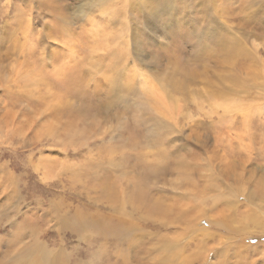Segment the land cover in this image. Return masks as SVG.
<instances>
[{
	"label": "rangeland",
	"instance_id": "obj_1",
	"mask_svg": "<svg viewBox=\"0 0 264 264\" xmlns=\"http://www.w3.org/2000/svg\"><path fill=\"white\" fill-rule=\"evenodd\" d=\"M263 206L264 0H0V264H264Z\"/></svg>",
	"mask_w": 264,
	"mask_h": 264
},
{
	"label": "bare ground",
	"instance_id": "obj_2",
	"mask_svg": "<svg viewBox=\"0 0 264 264\" xmlns=\"http://www.w3.org/2000/svg\"><path fill=\"white\" fill-rule=\"evenodd\" d=\"M3 34V33H2ZM70 80V79H69ZM178 85L181 87V86H183V80L179 83L178 82ZM69 110V109H68ZM71 110V109H70ZM72 112V111H71ZM70 115V114H69ZM71 116V115H70ZM69 116V117H70ZM182 197V196H181ZM133 203H135L136 201H137V198H138V196L137 195H133ZM111 200V199H110ZM113 202V201H112ZM157 206H160V207H162V208H164L165 206L164 205H161V204H159V202L158 201H154V203H150V204H148L147 205V207H146V209L148 210L147 212L148 213H152L153 211L152 210H156L157 209ZM248 206V205H247ZM248 209L249 210H251L252 212L250 213V214H248V213H246V212H243V213H241L242 215H244V216H251L252 218H253V220L251 221V224L249 225L250 227H251V230H253V229H256V226H255V224H254V218L255 219H259V218H263L264 219V217H263V212H264V206H263V210H262V213H259L258 211L257 212H255L256 210H253V209H250L249 207H248ZM262 209V208H261ZM222 215L223 216H226V215H224V213H222ZM149 218V217H148ZM195 219V218H194ZM147 220V219H146ZM126 221V220H125ZM149 221V220H148ZM150 221H151V219H150ZM154 221V220H153ZM160 223V222H159ZM187 223V222H186ZM215 223L219 226V227H221V228H223L225 231H226V234H228V238L229 239H231L232 237L233 238H237V236H239V235H243V234H245V233H247V231H246V225H240V227L236 230V231H234L233 232V230L231 229V226L229 225V223H227V221H225V220H223V219H219V220H215ZM112 224V223H111ZM110 224V225H111ZM130 224V223H129ZM129 224L127 225L124 221H118L117 223H114L113 224V227L115 226V230L117 231V232H124V230H125V232H126V230L128 229V226H129ZM164 224V223H163ZM192 224V222H189V226ZM103 225V224H102ZM109 225V226H110ZM159 225H161V224H159ZM105 226V225H104ZM132 225H130L129 226V228H132L131 227ZM165 227V226H164ZM100 228H102V227H100ZM104 228V227H103ZM166 228V227H165ZM193 228V227H192ZM109 229V228H108ZM191 229V228H190ZM194 229V228H193ZM103 230V229H102ZM198 230V229H197ZM196 230V231H197ZM220 230V229H219ZM259 230V231H258ZM257 230V232H258V234H263L264 233V221L263 222H261V223H259V229ZM103 231H106V230H103ZM103 231H102V234H103ZM115 231V232H116ZM193 231V230H192ZM101 232V231H100ZM107 232V231H106ZM115 232H114V234H115ZM117 232H116V234H117ZM209 232V231H208ZM253 232V231H252ZM248 233H251V232H249L248 231ZM110 234H111V232H110ZM201 234H202V232H201ZM122 235H125V234H122ZM126 235H128V234H126ZM206 235V234H205ZM115 236H117V235H115ZM118 236H119V234H118ZM121 236V235H120ZM129 236V235H128ZM209 236V235H208ZM212 237V239L213 238H215V236H211ZM119 238V237H118ZM123 238V237H122ZM121 238V239H122ZM232 238V239H233ZM259 238V237H258ZM262 239V238H261ZM126 240V239H125ZM127 240H128V238H127ZM226 240V239H225ZM122 241V240H121ZM129 241V240H128ZM198 241V243H197V245H199V246H201V245H204V243L205 242H203V239L202 238H200L199 240H197ZM206 241V240H205ZM231 241V240H230ZM228 242V241H227ZM263 242H264V240H263ZM178 243V242H177ZM176 242H175V244H177ZM221 243V242H220ZM226 243V242H225ZM225 243H223V244H225ZM231 243V242H230ZM196 244V243H195ZM222 244V243H221ZM178 245V244H177ZM220 245V244H219ZM228 245H230V244H228ZM237 245V244H236ZM175 246V245H174ZM225 246H226V244H225ZM231 246H232V244H231ZM178 247V246H177ZM198 247V246H197ZM219 247V246H218ZM230 247V246H229ZM147 248V247H146ZM124 259V258H123ZM127 261V260H126Z\"/></svg>",
	"mask_w": 264,
	"mask_h": 264
}]
</instances>
